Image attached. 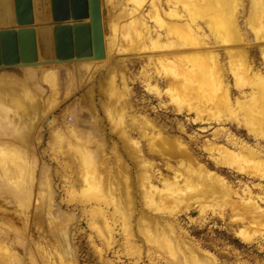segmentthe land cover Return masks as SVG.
I'll use <instances>...</instances> for the list:
<instances>
[{"label": "bare ground", "instance_id": "6f19581e", "mask_svg": "<svg viewBox=\"0 0 264 264\" xmlns=\"http://www.w3.org/2000/svg\"><path fill=\"white\" fill-rule=\"evenodd\" d=\"M133 1L137 7L143 5L142 1ZM186 1L172 0V2L180 3L184 11L189 15L188 19L181 16L178 9L174 8L165 15L169 20L167 22L162 18L159 6L155 7L159 9L155 12V22L159 23L161 28L166 29L168 41H166V45H161L162 37L158 36L157 41L149 39L153 42L154 51H158L157 56L161 62L160 64H162L158 74L165 73V75L162 74L164 77H162L160 83L164 84V86L166 85L168 90L161 92L151 83L147 84V90L160 96H165L167 92L170 93L171 104L176 105L175 108H177L179 114L188 113V115H195L197 124L209 125L212 121L224 122L226 120L236 124L239 128H243L252 139L264 143V73L257 69L252 62L251 49L242 35L239 23V6H241L239 0ZM219 5H221L220 8ZM249 15L248 24L253 35L259 41V50L264 62V0H252ZM198 16L206 18V27H208L214 41L211 37H207L206 33H202L203 30L199 25L202 20L198 22ZM146 26L143 27L142 24L131 22L130 33H127L128 40L135 42V39H141V41L137 42H142V29L145 28L144 32L148 31L147 33H149ZM221 51L223 57L220 54ZM130 52L132 53V49ZM134 53L136 52L133 51ZM105 54V59L104 61L101 60V63L108 64L110 52L108 47H106V43ZM221 59L229 60L227 62L229 64L228 72L224 69ZM86 62L95 63L98 61L92 59H72L69 61L58 59L54 62L41 61L30 66L21 63L20 65H11L8 68L0 67V264H71L67 261V255H72L67 245L70 229L68 230L67 228V220V225L63 224L66 218L65 214L63 217L60 211L63 205L67 209L71 207L78 209L79 205H72V202L69 201H65V203L62 201L56 204L55 193L50 186L53 182L44 187V183L50 179L48 177L50 169L41 171L42 181H40V188L42 186V188L46 189L43 188V191L39 189V192H36L34 176L38 171L39 163L35 153L31 151V146L33 144V134L39 128V125L49 122V119H51L50 124L52 126H56L58 122V120L51 117V114L60 104L55 102L58 95V76L55 73L56 70L53 72L49 71L48 68H56L69 63L84 64ZM3 70L7 72L4 73ZM15 71L22 72V78L15 77ZM231 78L234 81L232 88L228 84ZM40 81L44 82L45 85H49L52 89H50L51 92L55 93L53 97L49 96V99L44 101V103L38 100L37 93L35 95L36 89L34 87H37ZM37 89L39 90L40 87H37ZM117 93L119 95L118 91ZM110 98L112 101L115 98L117 101L115 102L118 104L121 101V99H118L121 98L119 96ZM110 107L103 106L107 110L108 120H110L109 124H115L114 116L118 115L114 113L117 109L114 107L113 109L115 110L111 109L110 111L108 109ZM119 112L121 115L119 117L123 118V111L119 110ZM119 123L122 124H118L120 128H116L117 124H113V126L119 132L120 135H118L124 142V146H126L127 150H129L127 147L130 149L134 147L132 152L131 150H126L130 157L129 159H134L144 165L140 178L141 186H139L141 187L140 199L144 201L147 207H151L155 212H160L163 216H167L164 226L168 228L169 232H166L168 236L163 241L166 243L167 248L171 249L170 252L174 250L176 245L181 243L178 238H172L170 235V233H174L175 226L173 227V225L166 222L171 221V217L175 218L183 213H191L193 209L200 208L202 214H205L212 209L213 204L224 205L222 207L225 208L228 206L231 213L238 216L235 218L240 225L252 224L250 228H243L238 232V235L245 243L255 242L260 236L259 233L262 234L261 232L264 235V208L255 200L251 189L236 191L234 186L222 174L204 165L189 150L188 145L184 141L174 139L163 133L148 137L150 139V152L147 157H144L138 144L132 143L129 139L127 129L123 126V119ZM88 125L91 124L88 123ZM58 126V128L54 129L53 139L56 148L57 146L59 147L58 153L60 154H52V157L62 166V174L58 173L57 175H64L62 178H66V184L69 188L65 193L68 192L69 196H76L74 188L79 185L81 180L83 181L82 185L89 186V189L90 187L93 188L92 199H87V203L100 208H94L86 212L83 210L82 212L90 217V225L97 231L96 233L103 239L102 241L105 242L103 245L112 246L115 243L113 233L115 231L114 226L117 223L116 217L118 214L123 216L125 214L123 208H131L133 205L132 200H134V196L128 195L127 193L129 192H126L128 197L121 195L122 199L126 197L124 202H120V198L116 199V194H120L117 190L121 188L116 189V186L113 187V183L116 180H120L119 178L121 177L126 178L122 174V169H127L122 167V165H126V161L117 152L118 163L117 167L114 168L117 172L114 175V172L112 171V173L108 169L112 164L106 154L109 148V145L107 146L108 141L106 142L104 139L106 143L103 140H100V142L96 139L97 135L93 139L85 141L80 138L78 130L76 131L73 128L70 129V139L63 134L60 125ZM94 129L92 130L94 131ZM96 130V133H100L97 128ZM112 131L115 133L114 128ZM101 135L103 137L104 133ZM235 146L236 150H232L224 145L210 143L205 150L209 153V159L218 171L226 169L239 176L264 183V156L249 145L240 147L236 143ZM91 147H96L98 151L91 150ZM99 156L102 159H99ZM66 157H70L71 162L74 161L73 164L71 163V167H68L66 162H63ZM147 158L161 160L166 166V170L163 171L166 172V175L165 173H160L158 178L154 171V164L150 161L148 163L146 161ZM98 161H103L104 164L98 165ZM74 168L78 170H72ZM68 172L70 175H68ZM104 173L108 176L104 175ZM102 175L109 177L111 185L108 187L110 189L106 188L103 185L104 183L102 184L104 189H102V182L100 183ZM73 177L78 178L75 185H72ZM107 177L105 178L108 181ZM109 182L108 184H110ZM122 182L126 181L122 180ZM127 182L125 185H128ZM157 183L161 187L156 186ZM127 187L125 188L126 191ZM131 187L134 192V187ZM130 188L128 189L131 193L132 190ZM122 190L124 189L120 191ZM14 200H16L17 204H11V201L15 202ZM33 200L45 201V206L41 211L40 208H35L34 212H31L30 208ZM125 202L129 207L124 204ZM262 203H264V199H262ZM81 205L83 208L86 207L84 203H81ZM102 206H106V208L113 207L114 212H109ZM215 209L213 210L217 211ZM15 213L18 215L13 218L20 217V224L24 228L23 232L15 223L7 221L8 217L11 218V214ZM30 214L33 217L32 220L39 219L41 224H44L43 221L48 222V233H50L51 240L56 243L55 246L50 244L51 241L48 246H42L36 240H33L31 234L32 223L30 224L29 222ZM128 217L131 218V216ZM71 220L72 217L68 222H72ZM127 225L128 223L124 228L125 232L128 231ZM252 229L257 230L254 233L258 234V237L253 233ZM163 246V242L159 241V247ZM19 249H23L27 256L23 257ZM195 252L197 253V250ZM203 261V257H193L191 261L188 259L183 260V264H203Z\"/></svg>", "mask_w": 264, "mask_h": 264}, {"label": "rangeland", "instance_id": "374dc122", "mask_svg": "<svg viewBox=\"0 0 264 264\" xmlns=\"http://www.w3.org/2000/svg\"><path fill=\"white\" fill-rule=\"evenodd\" d=\"M138 1L143 2L141 7H137L133 0H101L105 43L110 52V61L108 64L98 61L95 63L86 62L84 64L69 63L57 66L56 68L53 67L54 69L48 68L49 71L54 72V70H56L55 73H57L58 76V95L56 96V99H54L56 103L60 104L51 114V117L58 120V122L56 126H52L50 124L51 119H49V122H45L44 125H39V128L36 129L33 134V147L31 146V151L35 153L39 163L38 171L34 176V187L36 188V192H39V189L43 191V188L46 187V185L53 182L50 186L55 193L56 204H59L62 201H64L63 203L69 201L72 202V205H79L78 209L74 207L67 209V207L63 205L60 211L63 217L65 214L66 218L63 224H68L67 228L68 230L70 229L67 245L69 246L72 255H67V261L71 264H183V260L185 259L191 261L193 257H203V264H264L263 232H261L262 234L258 232L259 236L254 233L255 231L257 232V230L252 229L253 233L259 237L255 242L245 243L238 235V232L243 228H250L252 224H245V226L240 225L235 218L238 216L233 215L228 206L225 208L222 207L224 205L213 204V206L211 205L212 209L205 214H202L200 208H198L195 210L193 209L191 213H183L175 218L171 217V221L166 222L167 224L173 225V227L175 226L174 233H170V235L172 238H178L181 244L176 245L174 250L170 252L171 249L167 248L166 243L163 241V239L168 236L167 233L169 232L168 228L164 226L167 216H163L162 213L155 212L151 207H147L144 201L140 199L139 194L141 187L139 186H141L140 178L143 173L144 165L134 159H129L130 157L127 154V151L131 150L132 152L134 147H131V149L127 147L129 150L126 149L124 142L119 136V132L115 129V126H113L114 123L109 124L110 120H108L109 117L106 112L107 110L103 108L104 105L110 107V105L113 104V106L108 108L110 111L114 107L117 109H113V111H116L114 114L117 113L118 115L114 116V122L117 124L116 128H120L119 125L121 123H119V121H122L123 119V126L127 129L129 139L132 143L138 144L144 157H147L150 152L149 136L163 133L174 139H180L188 145L189 150L201 160L204 165L211 170L222 174L228 182L234 186L236 191L251 189L255 200L263 208L264 203H262V199H264V183L255 179L239 176L226 169L218 171L209 159V153H207L205 148L208 144L212 143L216 145H224L229 149L236 150L235 145L237 143L240 147L249 145L257 149L264 156V143L252 139L248 135V132L243 128H239L236 124L226 120V122L212 121L209 125L197 124L195 122V115H188V113L179 114L177 108H175L176 105L171 104L170 93L167 92L165 96H160L147 90V84L149 83L152 85L154 84L153 86L157 87L161 92H166L168 90L166 85L164 86V84L160 83V80L164 77L163 75H165V73H162L163 75L158 74L161 70L162 64H160L161 62L157 56L158 51H154L152 47L153 42L149 39L151 38L154 41H157V38L162 37L161 45H166V41H168L166 29L161 28L160 24L155 22V12L159 10L155 7L159 6L160 14L167 22H169V20L165 15L174 8H177L180 15L185 17V19H188L189 15L184 11L180 3L172 2V0ZM78 2L79 7L77 8L80 10V18L75 20L72 19L71 23H54V26L89 23V14L86 6L87 0H79ZM186 2H188V0ZM239 2L241 5L239 6V23L242 35L251 49L252 62L257 69L264 73V62L259 50V41H257L255 35H253L248 24L252 0H239ZM220 7L221 5H219V8ZM203 18L204 17L198 16V22L202 20L199 23L200 28L204 31H202V33H206L207 37H211L213 40L214 38L208 27H206V18ZM131 22L142 24L143 27L147 25L146 29L148 27L150 34L147 33L148 31L144 32L145 28H143L142 42H137L141 41V39H135V42L128 40L127 33H130ZM23 28L25 27L19 25L15 31L17 32V30ZM114 29L117 31L115 30V32ZM128 49H132V53ZM133 51L136 53L133 54ZM220 54L223 57L222 51ZM73 58L78 59L79 57L75 55ZM227 62H229L228 59H221L224 69L228 72L229 64ZM3 72L6 73L7 71L3 70ZM41 75L40 77H42ZM14 76L22 78V72L15 71ZM229 82L230 83L228 84L232 88L234 84L233 79L231 78ZM37 87H40V89L38 90ZM37 87H34L36 89L35 95L37 93L36 96H38V100H41L43 103L49 99V96L53 97L55 95L54 92H51L52 89L50 86L47 84L45 85L42 81L38 82ZM117 91L119 92V95ZM113 94L115 95L112 96ZM118 96L121 97L118 98L119 100L121 99L119 104L116 103L117 101L115 98H113V101L110 98ZM119 110L123 111V118H120L121 115ZM92 121L95 123H91ZM87 122L92 126L88 125ZM58 125H60V129L67 138H70V129L73 128L76 129V131L78 130L77 132L80 134V138L85 141L87 139H93L96 135L98 136L96 138L97 140L104 141L105 139L106 142L108 141L107 146L109 145V148L106 154L110 158V163H112L108 169H110L111 172L113 171L114 173H112L114 175L115 172H117L116 169H114L117 167L118 163L117 154L120 153L126 161L127 166L122 165L123 168H127L125 170L122 169L125 173L122 172V174L126 178L121 177L119 178L120 180H116V182L113 183V187L116 186V189H124L122 191H120L121 189L117 190L118 193H120V196L116 194V199L120 198V202H124L125 197H128L129 194L134 196V200H132L133 205L131 208L125 207V205H127L125 202V205H123L125 207L123 208L125 214L123 216L118 214L116 217L117 223L114 226L115 231L113 233L115 243L112 246H108L107 244L103 245L105 242L102 241L103 239L90 225V217L88 214L82 212L83 210L86 212L91 211L94 208H100L96 205H89L87 203V199H92L91 195L94 192L93 188L90 187V189H92V191H90L89 186L82 185L83 181L81 180L79 185L74 188L76 196H69L68 192L65 193L69 188L66 184V178H62L64 175H57L58 173H61L62 166L52 157V154H60L58 153L59 147L57 146L56 148L53 139L54 129L58 128ZM93 128H95L94 131L92 130ZM96 128L100 133H96ZM113 128L115 133L112 131ZM102 132L104 133L105 138L104 136L102 137ZM91 150L98 151L96 147ZM100 158L102 159V157L99 156V159ZM146 161L154 164V171L158 178L160 173H165L166 175V172H163L166 170V166H164L161 160H151L147 158ZM63 162H66L67 166L71 167V163L73 164L74 161L71 162L70 157H66L63 159ZM99 164L102 165L104 163L103 161H98V165ZM45 169H50V174L48 176L50 179H48V182L44 183L45 185L43 188L42 186L40 188V181H42L41 171H45ZM72 170L75 171L78 169L74 168ZM68 175H70V173ZM104 175L107 174L104 173ZM104 175L101 176V187L104 185L106 188H109L108 186L111 185L109 182L110 179L107 177L108 175ZM105 177L108 178V181ZM73 178L72 185H75L78 178ZM122 180L126 182L128 181V185H125L126 182L123 183ZM108 182L110 184H108ZM104 186L102 189H104ZM129 186H133L135 191L133 192L131 189L132 187L130 188ZM156 186L161 187L158 183ZM126 187L127 191L125 190ZM128 188L132 190L131 193ZM126 192H129L127 193L128 195H126ZM121 195L126 196L122 199ZM14 201L15 202L11 201V204H17L16 200ZM44 203L45 201L42 200H33L30 208L31 212L33 213L35 208H40L41 211L45 206ZM81 203H84L86 207L83 208L82 205L80 206ZM127 206L129 207V205ZM215 207L217 208L215 209ZM102 208L109 212H114L113 207L106 208V206H102ZM213 209L217 211H214ZM15 214H11L12 217H8L7 221L15 223L23 232L24 228L20 224V217L13 218L18 215ZM128 216H131V218ZM71 217L72 222H68ZM32 218L33 217L30 214L29 222L30 224L32 223L31 234L33 240H36L42 246H48L51 241L52 243L50 242V244L55 246L56 243L51 240L50 233H48V222L43 221L44 224H41L39 219L32 220ZM127 223L128 231L125 232L124 228ZM159 241L163 242V247H159ZM50 249L53 250L52 248ZM195 250H197V253ZM19 252L25 257L26 252L23 249H19ZM179 260H181V262H179Z\"/></svg>", "mask_w": 264, "mask_h": 264}, {"label": "water", "instance_id": "95a60500", "mask_svg": "<svg viewBox=\"0 0 264 264\" xmlns=\"http://www.w3.org/2000/svg\"><path fill=\"white\" fill-rule=\"evenodd\" d=\"M78 1L0 0V67L69 61L75 55L104 60L101 0H87L89 23L54 26L80 18ZM18 24L25 28L16 32Z\"/></svg>", "mask_w": 264, "mask_h": 264}]
</instances>
